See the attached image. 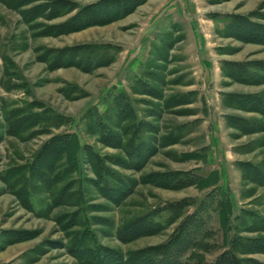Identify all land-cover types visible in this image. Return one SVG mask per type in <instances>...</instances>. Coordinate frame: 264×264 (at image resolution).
<instances>
[{
	"label": "rangeland",
	"instance_id": "rangeland-1",
	"mask_svg": "<svg viewBox=\"0 0 264 264\" xmlns=\"http://www.w3.org/2000/svg\"><path fill=\"white\" fill-rule=\"evenodd\" d=\"M159 252L264 264V0H0V264Z\"/></svg>",
	"mask_w": 264,
	"mask_h": 264
},
{
	"label": "trees",
	"instance_id": "trees-1",
	"mask_svg": "<svg viewBox=\"0 0 264 264\" xmlns=\"http://www.w3.org/2000/svg\"><path fill=\"white\" fill-rule=\"evenodd\" d=\"M71 138L73 139V141L72 142H74V136L73 135H71ZM219 214H221V213H219ZM223 217V216H222ZM142 233H137V234H144V233H149L150 231H148V230H146V231H141ZM162 247V246H161ZM159 254H162L163 256H164V258H165V263L164 264H168L167 263V255H165L163 252H159ZM161 256V255H160ZM162 257V256H161ZM163 260L164 259H162L161 260V262H163ZM224 262V261H223ZM130 264H132L131 262H129ZM134 264V263H133ZM137 264V263H136ZM141 264H146L144 261H142V263ZM147 264H149V263H147ZM214 264H223L222 262H219V263H214Z\"/></svg>",
	"mask_w": 264,
	"mask_h": 264
}]
</instances>
